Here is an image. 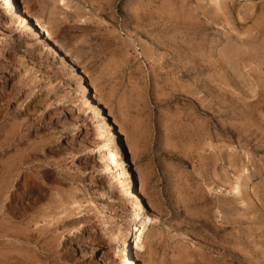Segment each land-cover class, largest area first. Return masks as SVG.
<instances>
[{
  "label": "rangeland",
  "instance_id": "1",
  "mask_svg": "<svg viewBox=\"0 0 264 264\" xmlns=\"http://www.w3.org/2000/svg\"><path fill=\"white\" fill-rule=\"evenodd\" d=\"M3 2L0 264H264V0Z\"/></svg>",
  "mask_w": 264,
  "mask_h": 264
},
{
  "label": "bare ground",
  "instance_id": "2",
  "mask_svg": "<svg viewBox=\"0 0 264 264\" xmlns=\"http://www.w3.org/2000/svg\"><path fill=\"white\" fill-rule=\"evenodd\" d=\"M16 1H18V0H6V1L4 0L3 3L5 5L3 7L5 9H7V11L9 12V15L11 16V18L13 20L15 19L17 21V24L16 25L18 26L20 32L21 31H24V30H26V31H32L33 33L31 35L34 38H40L41 37L40 30H38L36 27H34V25L32 23H30V21L28 20V18L26 17V15L18 7V4L16 3ZM8 12H6V13H8ZM45 30L44 31L47 34V36H46V38H43L44 46H47L48 50H51V52L54 51V52H56V54L58 56H60L61 49H58L59 47H56V46L48 43V38L50 36V33H49V31L47 29H45ZM43 35H45V34H43ZM83 91L85 93V100H87L88 103H89V107L91 108V110L93 112H96L97 113V115H98V121L99 122H106L105 121L104 114L98 108V105L94 101L93 97H91V95L89 94V91H88V89H87L86 86L83 87ZM139 116H141V115H139ZM149 119L150 118H148V120ZM134 133H136V132H134ZM125 160H127L124 163V166H126V168H127L126 178L128 180V183H129V187L127 189V198L129 200H131V203L133 204L132 206H134V210L135 211L134 210L133 211L135 213H133V214L134 215H137L139 218H141V222H140V225L139 226L137 225L138 223L137 224H134L133 223V225L129 228L127 234L125 235L124 244H125V249L127 251L125 253V254H127V259L123 260V264H140V257H139V254H138V249H141L143 247V245L141 243V237H142L143 231L149 225H151L153 219L149 216L148 209H147V207H146V205H145L142 197L140 196L139 186H138V183H137V180H136V175H135V173H134V171L132 169V162H131V160L129 158H126ZM75 205H77V204H75ZM78 206H80V205H77V207Z\"/></svg>",
  "mask_w": 264,
  "mask_h": 264
}]
</instances>
